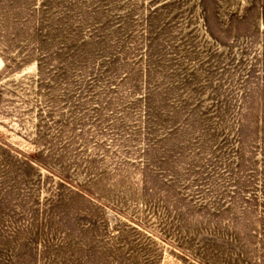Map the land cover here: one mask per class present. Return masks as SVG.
<instances>
[{"label": "rangeland", "instance_id": "1", "mask_svg": "<svg viewBox=\"0 0 264 264\" xmlns=\"http://www.w3.org/2000/svg\"><path fill=\"white\" fill-rule=\"evenodd\" d=\"M0 264H264V0H0Z\"/></svg>", "mask_w": 264, "mask_h": 264}]
</instances>
